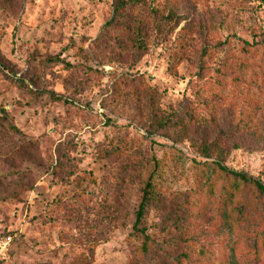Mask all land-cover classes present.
<instances>
[{
	"label": "rangeland",
	"instance_id": "obj_1",
	"mask_svg": "<svg viewBox=\"0 0 264 264\" xmlns=\"http://www.w3.org/2000/svg\"><path fill=\"white\" fill-rule=\"evenodd\" d=\"M263 29L256 0H0V264H147L130 229L152 156L154 264H264V202L227 222L201 174L264 185V57L239 50Z\"/></svg>",
	"mask_w": 264,
	"mask_h": 264
},
{
	"label": "trees",
	"instance_id": "obj_2",
	"mask_svg": "<svg viewBox=\"0 0 264 264\" xmlns=\"http://www.w3.org/2000/svg\"><path fill=\"white\" fill-rule=\"evenodd\" d=\"M263 7L264 12V0H256ZM125 3L117 2L111 19L104 23L102 31L107 29L118 28L119 22L124 20L126 14ZM239 50L241 53L248 55L249 59L258 57L262 59L264 57V29L258 36H254L250 42L240 40ZM44 65L50 67L61 66L66 70H76V66L66 62L59 55L47 56L43 60ZM36 62L35 65H38ZM249 61L245 60L238 64V71L241 75H245L244 70L249 66ZM2 118L6 120L5 112L0 109ZM10 130L15 131V127L8 124ZM221 145L218 142L214 144H208L204 147L206 150L205 156L209 155V152L219 153L222 151ZM114 150L120 152V147H116ZM207 158V157H206ZM149 165L145 173L142 185L138 190L136 211L133 218V223L130 229V238L137 240L138 244L135 248V255L147 264H154L152 255L158 248V244L153 238L146 233L143 227L146 211L152 206L156 205L159 201L160 191L163 189L162 181V169L160 161L153 156L149 158ZM204 176L203 181V194L206 199L217 202L216 214L226 220L227 222L236 223L243 221L246 213L243 206L249 205L253 209L250 210V214L256 215V210H261V203L264 202V185L258 180L248 176L246 173L229 170L221 165L220 162L214 161L202 164V172ZM193 203H197L196 199H192ZM190 204V205H191ZM249 214V215H250ZM247 215V216H249ZM179 228L178 225H175ZM186 231L180 235V240L188 242V238L185 237ZM153 252V253H152ZM187 253L183 252L179 256V263L181 259L187 260ZM156 264H164L162 261H157Z\"/></svg>",
	"mask_w": 264,
	"mask_h": 264
}]
</instances>
